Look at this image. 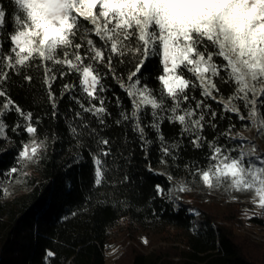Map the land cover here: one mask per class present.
<instances>
[{
	"label": "snow or ice",
	"instance_id": "6c2138e0",
	"mask_svg": "<svg viewBox=\"0 0 264 264\" xmlns=\"http://www.w3.org/2000/svg\"><path fill=\"white\" fill-rule=\"evenodd\" d=\"M12 30L6 28L8 13L0 4V153L16 149L14 164L0 172V196L14 195L23 185L31 165L44 158L55 136H41L40 117L25 111L9 94L13 77L32 85V69H42V87L58 115L61 100L75 106L69 132L76 147L90 137L94 165V186L108 183L107 158L113 155L110 140L100 135L86 115L107 126L109 78L123 91L131 109L113 93L120 109L116 125H125L137 135L146 167L155 175H165L166 188L155 186L156 196L179 206L182 193L199 183L209 193L223 191L233 201L236 194L251 193V203L264 212V152L248 137L234 132L235 117L247 121L264 137V0H11ZM157 60L158 89L150 86L147 65ZM70 78V79H65ZM59 80L57 96L53 85ZM78 81V83L76 82ZM231 89L225 97L222 88ZM199 92V96L196 92ZM215 103L218 107H213ZM72 110V109H70ZM15 112L18 119L11 133L27 139L19 144L9 135L5 117ZM150 116V123L145 118ZM167 120L180 126L181 139L187 137L194 149L207 146L204 165L186 163V178L158 172L148 160L153 141L145 131L151 128L159 143V164L169 161L179 168L182 144L169 142L161 126ZM212 140L205 128L218 129ZM122 155V154H121ZM76 157L79 153L75 154ZM76 162H79L77 158ZM128 181L124 175L121 183ZM194 215L200 213L190 209ZM247 214V213H246ZM76 215V213H73ZM196 230L194 224L193 231ZM146 242V241H145ZM56 253L47 250L45 264Z\"/></svg>",
	"mask_w": 264,
	"mask_h": 264
},
{
	"label": "trees",
	"instance_id": "16d2710c",
	"mask_svg": "<svg viewBox=\"0 0 264 264\" xmlns=\"http://www.w3.org/2000/svg\"><path fill=\"white\" fill-rule=\"evenodd\" d=\"M0 4L8 13L6 28L11 31L14 5L11 0H0ZM146 67L145 76L150 86L158 89L154 78L160 70L158 61L154 59ZM28 74L33 76L32 85L25 84L21 77H13L9 94L25 111H31L34 118H41V136H55L56 139L44 158L29 167L26 182L16 187L14 195L0 196V264H45L47 250L56 253L50 264H107L110 231L122 223H127L129 230L145 234L176 231L185 247L176 256L161 250L149 253L135 250L129 264H264V239L260 242L250 235L239 236L234 226L232 229L217 224L212 214L203 209H197L200 215L196 216L189 211L192 206L183 200L177 207L168 199L156 196L155 186L160 184L167 188L169 183L165 175H155L147 170L148 161L140 148L139 138L131 128L115 124L120 109L115 106L113 93L121 97L129 110L131 104L111 78L107 82L110 85L107 95L112 115L106 118L107 126L98 125L94 118L86 115L91 126L110 140L113 151L106 161L110 169L106 174L108 183L96 188L94 165L89 155L90 150H95V143L90 137H85L83 147L78 149L69 132L75 106L65 97L59 103L57 117L52 118L51 106L42 87V69H32ZM60 84L57 80L53 85L57 96ZM222 92L227 97L231 89L224 86ZM196 95L199 96L198 90ZM213 107L219 110L215 103ZM17 119L15 112L5 117L9 135L19 144L27 137L23 133L20 136L11 133V126ZM150 121V116L145 118V123ZM232 122L236 125L234 132L241 134L251 129L242 126L247 121L233 117ZM227 125V120L220 121L218 129L206 127L203 135L212 140L217 131ZM145 131L153 141L148 149V160L158 172H170L177 180L187 179L184 172L186 163L204 165L207 146L202 150L194 149L187 137L181 139L178 124L165 120L161 131L167 141H181L182 150L176 162L179 168L171 161L168 167L159 164L156 133L151 128ZM0 146L7 145L0 142ZM15 153L13 147L0 153V172L14 164ZM76 153H79L78 157ZM77 158L79 162H76ZM124 175L128 181L121 183ZM190 187L195 192L203 189L199 183H192ZM233 219L228 218V221L231 223ZM248 222L264 228V217L260 214L252 216Z\"/></svg>",
	"mask_w": 264,
	"mask_h": 264
},
{
	"label": "rangeland",
	"instance_id": "374dc122",
	"mask_svg": "<svg viewBox=\"0 0 264 264\" xmlns=\"http://www.w3.org/2000/svg\"><path fill=\"white\" fill-rule=\"evenodd\" d=\"M241 135L252 139L258 149L264 152V137H258L255 128L242 132ZM181 195L182 200L191 205L192 209H203L212 214L217 224L232 229L234 226L239 236L250 235L260 242L264 239V228L255 227L248 222L252 216L261 215V210L251 203V193L236 194L239 196L237 201L231 200L223 191L209 193L204 188L196 192L188 191ZM228 218L234 219L230 223ZM136 231L129 230L127 223H122L110 231L109 246L106 250L107 264H129L135 250L142 253L161 250L163 253L167 252L176 256L185 248L176 231L168 230L159 234H145Z\"/></svg>",
	"mask_w": 264,
	"mask_h": 264
},
{
	"label": "built area",
	"instance_id": "2783aa9c",
	"mask_svg": "<svg viewBox=\"0 0 264 264\" xmlns=\"http://www.w3.org/2000/svg\"><path fill=\"white\" fill-rule=\"evenodd\" d=\"M261 215L264 216V212L261 211Z\"/></svg>",
	"mask_w": 264,
	"mask_h": 264
}]
</instances>
